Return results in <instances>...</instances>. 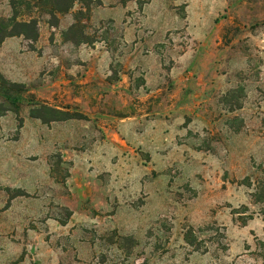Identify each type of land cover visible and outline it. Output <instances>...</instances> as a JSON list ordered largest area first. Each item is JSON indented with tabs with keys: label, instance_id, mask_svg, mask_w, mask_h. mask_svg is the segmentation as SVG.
I'll return each instance as SVG.
<instances>
[{
	"label": "rangeland",
	"instance_id": "rangeland-1",
	"mask_svg": "<svg viewBox=\"0 0 264 264\" xmlns=\"http://www.w3.org/2000/svg\"><path fill=\"white\" fill-rule=\"evenodd\" d=\"M11 1L0 264H264V0Z\"/></svg>",
	"mask_w": 264,
	"mask_h": 264
},
{
	"label": "trees",
	"instance_id": "trees-1",
	"mask_svg": "<svg viewBox=\"0 0 264 264\" xmlns=\"http://www.w3.org/2000/svg\"><path fill=\"white\" fill-rule=\"evenodd\" d=\"M76 0H58V3L63 5V8L54 9L56 12H64L66 6H70ZM11 6L13 10L12 18L8 20H0V45L4 40L14 37H23L24 40L35 43L38 37V26L37 22L34 19H31L27 22H18L17 21V12L15 9V3L11 1ZM0 114L6 112V110L0 107Z\"/></svg>",
	"mask_w": 264,
	"mask_h": 264
}]
</instances>
